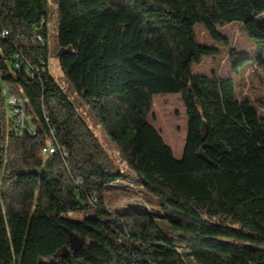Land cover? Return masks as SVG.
<instances>
[{
	"label": "trees",
	"instance_id": "trees-1",
	"mask_svg": "<svg viewBox=\"0 0 264 264\" xmlns=\"http://www.w3.org/2000/svg\"><path fill=\"white\" fill-rule=\"evenodd\" d=\"M55 4L60 68L126 169L48 68L32 78L10 62L17 51L31 63L49 59V44L34 40L49 0H0V31L9 32L0 42V264H188L181 248L198 264H264V111L240 96L233 74L193 72L219 54L199 43L195 25L229 44L218 26L238 21L264 44V0ZM4 89L29 98L35 133H17ZM160 93H180L186 107L179 159L149 121ZM49 142L67 156L45 155ZM120 180L156 196L158 209L110 210L106 191Z\"/></svg>",
	"mask_w": 264,
	"mask_h": 264
},
{
	"label": "rangeland",
	"instance_id": "rangeland-1",
	"mask_svg": "<svg viewBox=\"0 0 264 264\" xmlns=\"http://www.w3.org/2000/svg\"><path fill=\"white\" fill-rule=\"evenodd\" d=\"M52 16L49 20V70L70 100L77 106L78 110L87 121L88 125L95 131L101 143L125 170L126 166L121 162L120 156L109 135L103 126L91 115L88 105L75 93L72 85L63 74L59 64L57 17L55 0H51ZM259 22H264V15H260ZM219 31L228 38L229 44H223L213 40L201 23L195 25V32L200 44L219 49L216 56H204L201 63L194 64L195 74L211 75L216 73L219 77H226L233 74L236 88L242 97H248L261 111H264V71L258 65L264 60V44L255 41L247 36L238 21L231 22L225 26H218ZM249 56L240 65L239 73L233 72L235 59L242 56ZM8 116L10 115L7 108ZM149 121L160 131L164 140L174 151L176 158L183 156V150L187 138V115L186 107L180 93H160L153 98V112ZM132 202L143 203L148 207L158 209L156 196L146 191L136 182L120 180L113 183L106 191V203L110 210L121 211L127 209ZM86 214L84 211L70 212L69 217L75 220H83ZM161 223L166 226L167 222L162 217ZM188 264H198L192 255L187 254L181 248Z\"/></svg>",
	"mask_w": 264,
	"mask_h": 264
},
{
	"label": "built area",
	"instance_id": "built-area-1",
	"mask_svg": "<svg viewBox=\"0 0 264 264\" xmlns=\"http://www.w3.org/2000/svg\"><path fill=\"white\" fill-rule=\"evenodd\" d=\"M50 5L52 4L51 0H49ZM56 7V4H55ZM50 16L43 15L39 21V24L36 26V33L34 34V40L42 45L49 44V41L46 39L45 35L43 34L42 30L46 27L49 29V20ZM8 30L0 31V42L2 39L8 36ZM10 62L15 69H22L24 68L28 75L32 78L38 77L41 75L42 71L46 68L49 69V59L40 58L37 62L31 63L27 60L25 55L20 51L15 52L11 58ZM50 71V70H49ZM4 95L7 97V108L10 115L13 118V122L18 134H23L25 131L30 133H35V129L33 125H29L27 123V115L25 111V104L29 101L28 97H15L9 96L7 90H3ZM54 134V131H52ZM56 150H61L63 156H67V152L65 149H62L58 143L56 142H49L44 148L43 153L50 154L55 152Z\"/></svg>",
	"mask_w": 264,
	"mask_h": 264
},
{
	"label": "crops",
	"instance_id": "crops-1",
	"mask_svg": "<svg viewBox=\"0 0 264 264\" xmlns=\"http://www.w3.org/2000/svg\"><path fill=\"white\" fill-rule=\"evenodd\" d=\"M238 23H240V22H238ZM241 24V23H240Z\"/></svg>",
	"mask_w": 264,
	"mask_h": 264
}]
</instances>
